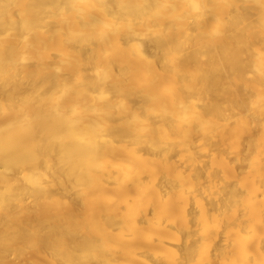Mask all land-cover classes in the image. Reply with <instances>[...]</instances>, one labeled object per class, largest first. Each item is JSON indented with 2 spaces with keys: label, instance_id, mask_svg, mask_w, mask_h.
I'll use <instances>...</instances> for the list:
<instances>
[{
  "label": "bare ground",
  "instance_id": "1",
  "mask_svg": "<svg viewBox=\"0 0 264 264\" xmlns=\"http://www.w3.org/2000/svg\"><path fill=\"white\" fill-rule=\"evenodd\" d=\"M0 264H264V0H0Z\"/></svg>",
  "mask_w": 264,
  "mask_h": 264
}]
</instances>
